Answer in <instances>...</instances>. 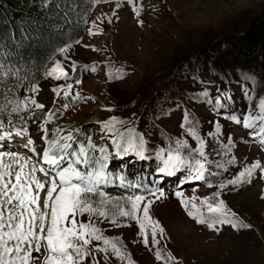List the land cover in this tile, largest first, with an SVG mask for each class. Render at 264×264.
<instances>
[{
    "label": "rangeland",
    "instance_id": "1",
    "mask_svg": "<svg viewBox=\"0 0 264 264\" xmlns=\"http://www.w3.org/2000/svg\"><path fill=\"white\" fill-rule=\"evenodd\" d=\"M136 2L143 5L139 16L133 13L128 0H102L97 3L87 18L85 33L67 44L69 48L64 53L58 51L52 57H57L66 70L68 83L56 85L44 77L37 83V91L29 92L26 96L43 104V111L56 112L59 120L69 119L91 125L95 138L103 131V122L110 117L117 118L112 125L131 118L140 134H145L148 141L143 157L145 160H131L126 173L129 183L131 179L133 184L139 182L141 187H130L119 182L101 187L112 197H123L143 191V186L151 187L156 182L165 195L154 199L149 216L159 220L165 228L163 238L158 234V243L146 246L138 234L136 221L118 217L121 223L117 227L110 218L91 217L104 235L119 238L118 245L124 248L134 264H164V260L155 259L157 250L162 256L171 254L176 257L177 260L171 264H264V180L254 174L250 183L219 188L221 181L231 179L244 165L254 160L264 163V146L260 144V139L249 135L251 130L243 127L242 118L241 123L237 124L226 114L228 111H234L238 117L245 111L258 114L252 101L264 97V86H259L255 71L242 64L219 68L196 52L197 47L208 39L210 41L213 34L242 28L252 15L264 10V0ZM138 20L142 23H138ZM90 28L92 34H89ZM73 62L78 69L72 67ZM47 70L45 68L44 72ZM244 76L253 79L244 80ZM77 79L81 81L80 84L75 83ZM67 84H72V88L69 97L65 98L63 92ZM205 88L210 91L208 99L199 97L200 91ZM217 88L231 93L233 97L231 101H225L224 110L214 104ZM244 88L250 90L252 101L244 98ZM53 89H58L60 95ZM76 93L82 99L73 101L71 97ZM64 104H68V107L64 108ZM32 109H36L34 105ZM185 111L193 121H199L195 127L205 140V151L210 160L223 163L225 167L217 168L215 163L208 165L215 175L206 174V179L200 181L184 179L181 183V179L187 176L183 170L158 180L159 174L155 171L160 165L156 156L158 149L175 148L177 139L187 140L189 148H195L196 141L180 126ZM217 123L220 132L214 138L208 133L216 131ZM30 129L29 134L20 137L22 140H13L20 144L27 142L30 136L38 146V153L28 154L19 147L11 151L20 152L25 157L31 156L37 167L48 168L42 162L43 130L37 127ZM255 131L259 132V128L256 127ZM229 135L232 144L224 148L222 145H228ZM107 139L110 137L107 136ZM8 149L5 144L0 147L3 151ZM232 157L237 162L228 164ZM125 159H117L118 163L113 165L114 173L122 172V164L127 161ZM36 175L46 183L52 174L45 177L37 171ZM177 191L188 198L189 208L192 202L203 208L202 199L219 191V200H223L235 219L251 227L234 229L224 224L217 225V231L215 228L209 229L206 224H198L187 215L180 204V197L175 195ZM205 215H208L206 211ZM75 219L88 222L90 218L84 213L77 214ZM147 234L151 239L150 227ZM97 243L103 244L102 241H93L92 246ZM87 259L89 264L93 259L96 264H124L111 254L107 262L103 253Z\"/></svg>",
    "mask_w": 264,
    "mask_h": 264
},
{
    "label": "snow or ice",
    "instance_id": "2",
    "mask_svg": "<svg viewBox=\"0 0 264 264\" xmlns=\"http://www.w3.org/2000/svg\"><path fill=\"white\" fill-rule=\"evenodd\" d=\"M45 4L47 0H44ZM95 2V0H93ZM132 11L137 16L140 15L142 4L136 0H128ZM116 7H120L117 5ZM99 19V17H98ZM138 23L142 21L138 20ZM92 34V29H89ZM69 45L65 44L59 48L60 53H64ZM75 68V62L72 63ZM95 71V66H93ZM122 71V70H121ZM47 76H67L66 70L57 60L52 67L47 70ZM9 77H18V71L11 68L5 70L3 64H0V86L4 85L5 80ZM244 80L253 79L251 76L242 77ZM202 83L204 81H201ZM76 84H80L79 79L75 80ZM210 83V82H209ZM19 83L6 88L0 93L5 99V103L0 104V112L8 114L7 124L0 120V140H12L15 133L18 137L27 134V123L23 119V115H34L32 106L36 109H44V105L37 103L35 98L25 96L20 98L15 96L8 98V94L19 90ZM38 86L34 83L24 88V91L34 93ZM72 84H67L63 95L69 97V90ZM59 96L58 89H53ZM249 89L242 90L245 99L252 101L249 96ZM216 97L214 104L221 110L225 109V101L233 99L232 94L216 89ZM199 97L208 99L210 91L205 88L200 91ZM73 101L82 99L79 93L72 96ZM213 103L212 100H208ZM258 114L252 115L250 112H243L238 117L234 111H228L226 114L228 119L237 124L243 122L245 129H250L249 135L258 137L260 144L264 146V97H258L256 101H252ZM64 108L68 104L63 105ZM23 113V115H21ZM13 114L19 119V125L13 124ZM55 113L50 110L44 114V119L40 124V128L47 131L45 125L53 120ZM116 117H110L103 122L102 128L107 132H113L112 122L116 121ZM199 121H193L190 114L185 111L182 116L181 128L186 129L187 134L196 141L195 148H189L187 140L177 139L175 148L167 150L160 148L156 151L157 159L160 165L155 171L159 174L158 180H163L165 176H172L178 172L186 171L187 176L181 179L189 180H205L206 174H212L208 165L215 163L217 168H223V163H216L209 158L208 152L205 151V140L197 131L195 124ZM259 128V132L255 128ZM5 129H10L7 131ZM220 127L216 124V131L209 132V136L217 138L219 136ZM44 141L42 162L48 165L37 167L32 162L31 156H23L17 151L0 150V264H89L88 257L95 258L98 253L104 254L107 262L109 254L117 260L123 261L124 264H134L130 256L122 246L118 245L117 237L104 235L102 230L92 222L91 217L110 218L111 223L117 227L120 226L118 217L128 218L136 221L139 226V235L143 239V243H158V234L163 238L165 228L159 220H154L149 216L150 206L154 199H159L165 195L162 187H158L156 182L152 186H143V191H137L134 194L123 197H112L108 195L101 186L114 184L119 181L120 184H128L130 187L140 188L139 182L131 184L123 172L114 173L108 170L105 163L107 157L106 149L99 146V156L96 155L97 145L93 143L92 138L87 136V144L80 142L79 139L71 132L61 135L59 138L49 139L42 136ZM228 145H222L228 148L232 144V137H227ZM75 142V146L74 143ZM34 141L29 136L27 145H32ZM148 141L145 134L136 136H121L119 139L116 135L111 138V144L115 146L118 154L124 152H133L137 156L143 158L147 152ZM26 145V146H27ZM31 151H36L34 148ZM166 151V155L164 154ZM210 151H214L211 149ZM66 162V164H65ZM236 158L232 157L227 161L228 164H235ZM39 171L45 177L51 173V178L45 183L41 181L36 173ZM254 174H257L261 180H264V163L260 160H254L246 164L231 179L223 180L219 184V188H225L227 185H238L242 182H251ZM43 190V191H42ZM97 194L99 199H97ZM180 197V204L184 207L187 215L196 220L198 224H206L209 229H216L217 225L229 224L232 228L238 227L250 228L251 225L243 224L235 219L225 206L223 200H218L215 204L207 203V198H203L201 203L203 208L198 207L195 202L191 203L189 208L188 198L183 193L177 191L175 193ZM219 197L220 193H214ZM147 198V199H146ZM195 200V197L192 198ZM205 211L208 215H205ZM87 213L88 222H78L75 217L77 214ZM127 223V220L124 221ZM151 229V239L147 234V229ZM93 241H102L103 244L97 243L92 246ZM38 253L39 255H33ZM157 261L164 260V264H171L177 258L171 254L162 256L159 250L155 253ZM92 264H96L93 259ZM114 264V262H113Z\"/></svg>",
    "mask_w": 264,
    "mask_h": 264
},
{
    "label": "trees",
    "instance_id": "3",
    "mask_svg": "<svg viewBox=\"0 0 264 264\" xmlns=\"http://www.w3.org/2000/svg\"><path fill=\"white\" fill-rule=\"evenodd\" d=\"M96 2L97 0H47L45 4L44 0H0V64H3L5 70L11 68L18 71V77H9L0 86V93L19 83V90L10 92L8 98L25 97L29 92L24 91V88L32 83L37 85L44 78L45 66L58 53V49L76 41L85 33L87 18ZM208 41L209 39L204 42V46H198L196 51L207 62L219 68L242 64L255 71L259 86H264V10L252 15L242 28L222 30L213 34ZM5 102L0 95V104ZM32 113V116L21 113L28 131L32 127L40 128L47 111L32 109ZM52 113H55V117L45 125L47 131L43 130V136L53 139L71 132L85 144L86 137L90 136L98 146L97 156L99 146L105 147V163L111 172L114 168L113 159L119 155L111 144L113 135L118 139L121 136L138 138L141 132L135 128L136 123L131 122V118L117 121L112 125L114 133L103 128L100 131V134L110 137L107 142L94 137L91 125L69 119L59 120L58 114ZM8 118L6 112H0V120L5 124ZM19 123V119L13 114V124ZM73 143L75 146V142ZM205 198L211 204L219 200L214 194Z\"/></svg>",
    "mask_w": 264,
    "mask_h": 264
},
{
    "label": "bare ground",
    "instance_id": "4",
    "mask_svg": "<svg viewBox=\"0 0 264 264\" xmlns=\"http://www.w3.org/2000/svg\"><path fill=\"white\" fill-rule=\"evenodd\" d=\"M17 144H18V142L14 141V140L11 142L5 143V145H7V147H9V145L10 146H16ZM19 145L21 146V148H23L24 150H26L28 152L36 153V151H31V149L34 148V146L33 145H27V142L22 141ZM35 150H36V148H35Z\"/></svg>",
    "mask_w": 264,
    "mask_h": 264
},
{
    "label": "crops",
    "instance_id": "5",
    "mask_svg": "<svg viewBox=\"0 0 264 264\" xmlns=\"http://www.w3.org/2000/svg\"><path fill=\"white\" fill-rule=\"evenodd\" d=\"M58 60L57 57H54L47 65H46V69H50L52 67V65Z\"/></svg>",
    "mask_w": 264,
    "mask_h": 264
},
{
    "label": "water",
    "instance_id": "6",
    "mask_svg": "<svg viewBox=\"0 0 264 264\" xmlns=\"http://www.w3.org/2000/svg\"><path fill=\"white\" fill-rule=\"evenodd\" d=\"M13 139V138H12Z\"/></svg>",
    "mask_w": 264,
    "mask_h": 264
}]
</instances>
